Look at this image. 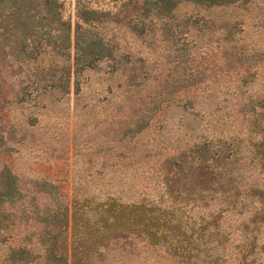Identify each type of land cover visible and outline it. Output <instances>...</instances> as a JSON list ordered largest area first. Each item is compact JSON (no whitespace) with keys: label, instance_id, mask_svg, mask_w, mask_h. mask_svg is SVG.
<instances>
[{"label":"trees","instance_id":"obj_1","mask_svg":"<svg viewBox=\"0 0 264 264\" xmlns=\"http://www.w3.org/2000/svg\"><path fill=\"white\" fill-rule=\"evenodd\" d=\"M122 1L0 0V264H264V0ZM70 90L110 110L66 199L10 161Z\"/></svg>","mask_w":264,"mask_h":264},{"label":"rangeland","instance_id":"obj_2","mask_svg":"<svg viewBox=\"0 0 264 264\" xmlns=\"http://www.w3.org/2000/svg\"><path fill=\"white\" fill-rule=\"evenodd\" d=\"M61 1L63 3V17L70 22L71 28L75 3L78 2L86 9L108 12L111 14L115 12L123 2L122 0ZM101 69L105 70L106 65L102 64ZM4 76H7L6 80L9 83L11 78L9 74ZM86 76L107 75L100 71L89 73ZM85 95L88 97L89 95H93V92L86 93ZM8 98L9 92L6 88L5 99L8 100ZM86 100V97H81L75 101V99H73L72 90H70L67 95L55 102L56 104L51 111H46L45 114L41 115L34 139L24 148H20L19 154H15L14 159H10V163L13 164V170H15L21 179L42 174L50 180H53L59 186L66 199L70 197L71 183L69 175L73 172H85V168H87L85 167L87 166V154L92 153L95 144L100 143V139H102L100 130L105 126L106 122L101 123V119L104 120L108 118V112L110 110L109 106H102L101 104L95 107V109L103 108V111L98 114H96L93 108L89 110V106H87V108H81ZM75 103L77 108L74 106ZM45 109L49 110L48 107ZM13 114V112L8 111L7 119L9 120ZM91 120L99 124V126L92 130L87 127L90 126L89 122ZM110 122H112V120ZM69 133H72V140L70 141ZM89 159L92 163L95 157L90 156ZM162 257V253L157 249L142 247L140 243L133 247L132 253L129 255V258L135 262L138 261V264H165L164 257ZM128 264L134 263L130 262Z\"/></svg>","mask_w":264,"mask_h":264}]
</instances>
